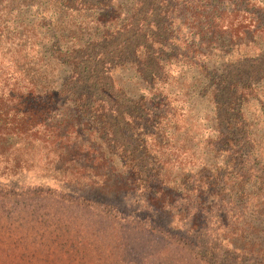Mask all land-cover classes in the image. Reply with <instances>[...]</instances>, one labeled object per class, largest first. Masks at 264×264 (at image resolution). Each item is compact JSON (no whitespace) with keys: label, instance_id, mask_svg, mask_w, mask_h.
Returning <instances> with one entry per match:
<instances>
[{"label":"rangeland","instance_id":"rangeland-1","mask_svg":"<svg viewBox=\"0 0 264 264\" xmlns=\"http://www.w3.org/2000/svg\"><path fill=\"white\" fill-rule=\"evenodd\" d=\"M193 2L0 0V42L13 61L40 68L54 94L42 103L61 117L77 74L78 93L109 116L112 135L91 137V147L134 157L143 148L156 159L149 173L139 164L126 190L124 178L83 164L71 146H0V183L28 189L0 193V264L225 263L194 238L199 203L211 193L206 183L226 194L241 174L231 149L242 139L231 128L245 126L264 148V0ZM76 122L86 135L96 129L93 120ZM153 174L147 209L143 186Z\"/></svg>","mask_w":264,"mask_h":264},{"label":"trees","instance_id":"trees-1","mask_svg":"<svg viewBox=\"0 0 264 264\" xmlns=\"http://www.w3.org/2000/svg\"><path fill=\"white\" fill-rule=\"evenodd\" d=\"M179 1L190 4L199 0ZM4 48V40L1 39V147L9 144L19 147L27 142L38 141L50 145L59 143L60 145L71 146L67 150L68 153L71 156L83 158V164L91 167L95 163L99 167L107 166L108 170L116 174L115 177L124 178L126 190H134L136 179L139 178L138 175H141L139 164L145 163L147 173L155 170L156 159L150 156L149 150L142 148L141 155L134 157L130 152L122 153L118 147L114 148V153L102 150L100 147H91L92 138L95 140L102 133L112 135L109 133L110 127L106 121L109 116L104 111V106L99 104L101 101H94L92 96L87 97L88 93L85 90V92L78 93V86H83L84 83L76 76L77 74L73 75L74 79L70 78V81L75 80V86L70 90V96L67 99V101H73V105L65 107L61 117L57 116V113H54L55 109L52 110L49 104L41 101L42 98L51 97L54 94L48 90V84L44 83L46 81L43 80L44 76H41L40 68L31 64L28 59L21 58L22 56L18 57L19 61H13L9 58L8 50ZM99 90L102 91L100 88ZM77 118L93 120V126L96 129L91 130L86 135L82 129H78ZM98 121L101 122L100 125H96ZM230 130L232 137L236 135L242 139L241 141L237 140L241 143L233 141V148L231 149V153L237 155L235 160L241 164V174L233 176L230 187L231 193L223 194L222 188L217 191L214 180L206 183L205 186L210 187L211 193L208 197L200 198L199 205L204 203L205 206L199 208L201 225H199V237L194 238L197 240L203 237L206 240L207 249H209L205 254L214 256L217 261L221 257L224 258L222 259L224 264H264V245L260 241L264 240V237L259 236V230L263 229L264 225V148L260 145H254L252 135L245 126L240 128L235 125ZM80 137L81 139H78ZM231 153L230 157L233 155ZM239 153L244 155L239 156ZM231 160L232 158H230ZM0 161L3 160L0 158ZM120 164H122L121 167ZM160 170L163 171V168L161 167ZM10 171L12 173L8 177L12 178L16 174L14 170ZM253 172L256 175H253ZM159 176L162 177V174L159 173ZM243 177L246 178L245 184L242 183ZM5 179H3V183H0V193H18L17 195H19L21 190H28L24 187L27 184L20 186L13 183L12 180L5 181ZM225 179V175L218 177L222 187L227 185ZM251 180L253 183L250 182ZM158 181L156 174L144 181L145 193L149 192L148 184H154ZM249 184H252L251 191H246V186ZM158 190L154 193H159L160 188ZM24 194H28V192ZM44 194V196H50L49 192H44ZM145 197L144 205L148 209L150 207L149 200H151L150 193ZM162 197L165 196L162 194L157 199H163ZM186 203L189 204V201ZM225 259L233 261L227 262Z\"/></svg>","mask_w":264,"mask_h":264}]
</instances>
